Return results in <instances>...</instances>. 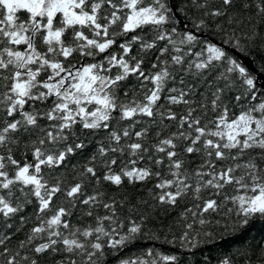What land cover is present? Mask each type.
Instances as JSON below:
<instances>
[{
    "label": "snow or ice",
    "instance_id": "6c2138e0",
    "mask_svg": "<svg viewBox=\"0 0 264 264\" xmlns=\"http://www.w3.org/2000/svg\"><path fill=\"white\" fill-rule=\"evenodd\" d=\"M213 3L178 31L167 0H0V264H104L184 200L170 227L193 248L206 214L264 219V90L224 47H264V0ZM125 181L151 187L104 188ZM237 254L264 264V246Z\"/></svg>",
    "mask_w": 264,
    "mask_h": 264
},
{
    "label": "trees",
    "instance_id": "16d2710c",
    "mask_svg": "<svg viewBox=\"0 0 264 264\" xmlns=\"http://www.w3.org/2000/svg\"><path fill=\"white\" fill-rule=\"evenodd\" d=\"M167 3L173 9V22L178 31L191 29L195 16L198 14L197 9L191 7V0H167ZM217 3L218 0H214L212 6L214 7ZM198 34L200 40L203 42L221 43V36L212 30V28H205L199 31ZM225 49L229 56L236 59L256 79L257 86L264 90L263 79L259 78L257 73L235 51L229 48ZM234 49L251 58L253 66L264 75V47H253L250 50L244 51L238 48ZM75 162L74 160L73 163ZM149 187H151V183H138L133 186L128 184L127 181H125L124 186L121 188L108 183L104 185L105 190L111 194L118 195L123 191L134 196L136 199L146 196V190ZM186 206L191 207L189 200L181 201L174 207L159 206L153 208L151 221L148 224L147 230L142 235H138L125 247L108 250L105 253L104 264H120L121 260L134 259L138 256L143 257V254L148 250H153L158 255H176L178 256V264H219L221 258L228 256H232L236 264H240L241 256L237 254L238 250L243 251L249 246L252 248L264 246V219L258 217L252 218L248 225H241L235 230L231 228V221H228L229 228L225 230L224 224L226 221L222 218L223 211L206 214V219L211 221L209 225H197V229L201 232L197 247L193 248L188 244L182 245L181 242L174 243V232H178L179 229L174 230L170 226L180 218V214ZM100 211L103 214V210L101 209ZM131 211L132 209L129 206L126 209H121V214L127 215ZM217 221L219 223H216ZM205 231L212 233L210 240L204 236Z\"/></svg>",
    "mask_w": 264,
    "mask_h": 264
},
{
    "label": "water",
    "instance_id": "95a60500",
    "mask_svg": "<svg viewBox=\"0 0 264 264\" xmlns=\"http://www.w3.org/2000/svg\"><path fill=\"white\" fill-rule=\"evenodd\" d=\"M182 22V24H184L183 23V21H181ZM217 42V41H216ZM217 43H219L220 44V42H217ZM224 47L225 48H229V49H232L233 51H235L242 59H243V61L253 70V71H255L256 73H257V75H258V77L259 78H261V79H263V82H264V75L261 73V72H259V70L257 69V68H255L254 66H253V61H252V59L251 58H249L248 56H245V55H243V54H241L239 51H237L236 49H234V48H231L230 46H228V45H224Z\"/></svg>",
    "mask_w": 264,
    "mask_h": 264
}]
</instances>
